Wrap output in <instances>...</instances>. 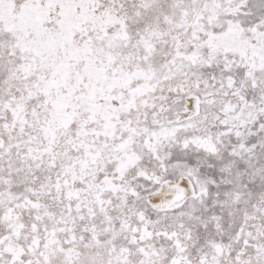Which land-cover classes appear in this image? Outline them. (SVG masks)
<instances>
[{
	"label": "snow or ice",
	"instance_id": "obj_1",
	"mask_svg": "<svg viewBox=\"0 0 264 264\" xmlns=\"http://www.w3.org/2000/svg\"><path fill=\"white\" fill-rule=\"evenodd\" d=\"M0 264H264V0H0Z\"/></svg>",
	"mask_w": 264,
	"mask_h": 264
}]
</instances>
